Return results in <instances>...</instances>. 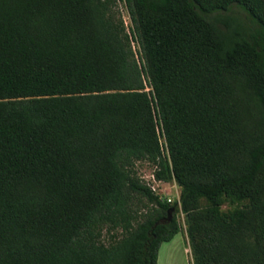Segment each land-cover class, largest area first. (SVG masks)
<instances>
[{
	"label": "trees",
	"instance_id": "trees-1",
	"mask_svg": "<svg viewBox=\"0 0 264 264\" xmlns=\"http://www.w3.org/2000/svg\"><path fill=\"white\" fill-rule=\"evenodd\" d=\"M178 211L192 264H264V0H0V264H157Z\"/></svg>",
	"mask_w": 264,
	"mask_h": 264
},
{
	"label": "rangeland",
	"instance_id": "rangeland-1",
	"mask_svg": "<svg viewBox=\"0 0 264 264\" xmlns=\"http://www.w3.org/2000/svg\"><path fill=\"white\" fill-rule=\"evenodd\" d=\"M124 20L128 27L131 23L125 9L122 7ZM211 17L218 19V27L222 34L225 47H229L232 43L248 39L258 25L251 17L239 6L233 5L227 10H221L213 13ZM137 50V44L134 42ZM163 140V139H162ZM136 170L139 176L154 188V192L173 203L178 200L179 187L175 182H161L153 180V167L144 161L136 164ZM227 205L222 208L227 209ZM179 232L169 241L162 242L158 249L157 264H192V256L188 244L186 234V225L184 215L181 211L175 213Z\"/></svg>",
	"mask_w": 264,
	"mask_h": 264
},
{
	"label": "water",
	"instance_id": "water-1",
	"mask_svg": "<svg viewBox=\"0 0 264 264\" xmlns=\"http://www.w3.org/2000/svg\"><path fill=\"white\" fill-rule=\"evenodd\" d=\"M173 211H174V207H170V209L168 210L167 216H166L164 219L160 220L159 222H160V223H163V222H165V221H167V220H170ZM157 223H158V222H157Z\"/></svg>",
	"mask_w": 264,
	"mask_h": 264
},
{
	"label": "built area",
	"instance_id": "built-area-1",
	"mask_svg": "<svg viewBox=\"0 0 264 264\" xmlns=\"http://www.w3.org/2000/svg\"><path fill=\"white\" fill-rule=\"evenodd\" d=\"M147 89H148V88H147ZM152 177H153V180L155 181L153 174H152ZM148 185H149V183H148ZM149 186H150V185H149ZM150 187H151V186H150ZM151 189L154 191V188H153V187H151Z\"/></svg>",
	"mask_w": 264,
	"mask_h": 264
}]
</instances>
